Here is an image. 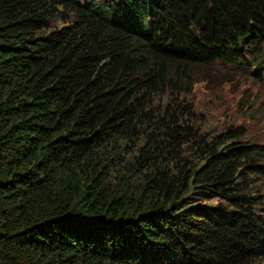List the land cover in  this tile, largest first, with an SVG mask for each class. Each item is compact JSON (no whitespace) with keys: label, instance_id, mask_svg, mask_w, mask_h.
<instances>
[{"label":"trees","instance_id":"obj_1","mask_svg":"<svg viewBox=\"0 0 264 264\" xmlns=\"http://www.w3.org/2000/svg\"><path fill=\"white\" fill-rule=\"evenodd\" d=\"M263 53L264 0H0V264H255L264 147L188 98Z\"/></svg>","mask_w":264,"mask_h":264},{"label":"rangeland","instance_id":"obj_2","mask_svg":"<svg viewBox=\"0 0 264 264\" xmlns=\"http://www.w3.org/2000/svg\"><path fill=\"white\" fill-rule=\"evenodd\" d=\"M259 60H263L261 65ZM188 100L206 130L221 133L227 128L237 129L241 142L264 147V53L258 61L243 66L224 62L202 66ZM253 184V195H259L253 213L264 222V174L255 176ZM255 264H264V256Z\"/></svg>","mask_w":264,"mask_h":264}]
</instances>
